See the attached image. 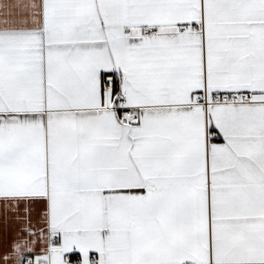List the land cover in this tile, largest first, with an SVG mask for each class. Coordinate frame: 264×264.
<instances>
[{
	"label": "snow or ice",
	"instance_id": "1",
	"mask_svg": "<svg viewBox=\"0 0 264 264\" xmlns=\"http://www.w3.org/2000/svg\"><path fill=\"white\" fill-rule=\"evenodd\" d=\"M0 264H264V0H0Z\"/></svg>",
	"mask_w": 264,
	"mask_h": 264
}]
</instances>
